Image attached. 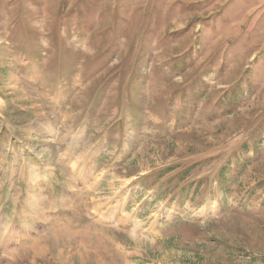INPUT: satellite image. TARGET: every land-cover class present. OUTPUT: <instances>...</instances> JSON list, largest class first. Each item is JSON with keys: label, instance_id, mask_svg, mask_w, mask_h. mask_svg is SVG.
<instances>
[{"label": "rangeland", "instance_id": "1", "mask_svg": "<svg viewBox=\"0 0 264 264\" xmlns=\"http://www.w3.org/2000/svg\"><path fill=\"white\" fill-rule=\"evenodd\" d=\"M0 264H264V0H0Z\"/></svg>", "mask_w": 264, "mask_h": 264}, {"label": "bare ground", "instance_id": "2", "mask_svg": "<svg viewBox=\"0 0 264 264\" xmlns=\"http://www.w3.org/2000/svg\"><path fill=\"white\" fill-rule=\"evenodd\" d=\"M9 236V235H8ZM40 247V246H39ZM25 248L26 247H23V248H21V250H24L25 251ZM31 248V247H30ZM67 249V248H66ZM19 250V249H18ZM16 250H14V251H12V252H9V253H14ZM20 251V250H19ZM57 251V250H56ZM17 252V251H16ZM58 252V251H57ZM65 252V251H64ZM22 254V253H21ZM18 255V254H17ZM23 255V254H22ZM12 258H15L16 257V255L14 254L13 256H11ZM7 258V257H6Z\"/></svg>", "mask_w": 264, "mask_h": 264}]
</instances>
